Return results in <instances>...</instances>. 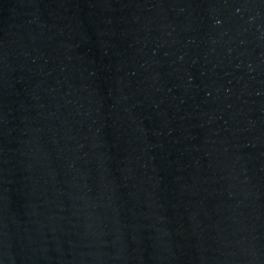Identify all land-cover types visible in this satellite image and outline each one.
Returning a JSON list of instances; mask_svg holds the SVG:
<instances>
[{"label": "water", "instance_id": "obj_1", "mask_svg": "<svg viewBox=\"0 0 264 264\" xmlns=\"http://www.w3.org/2000/svg\"><path fill=\"white\" fill-rule=\"evenodd\" d=\"M0 264H264V0H0Z\"/></svg>", "mask_w": 264, "mask_h": 264}]
</instances>
